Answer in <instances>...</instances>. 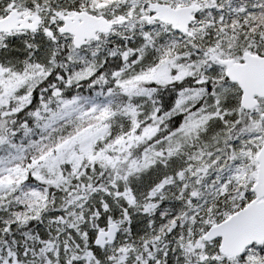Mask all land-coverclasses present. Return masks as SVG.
Masks as SVG:
<instances>
[{
  "label": "snow or ice",
  "instance_id": "obj_1",
  "mask_svg": "<svg viewBox=\"0 0 264 264\" xmlns=\"http://www.w3.org/2000/svg\"><path fill=\"white\" fill-rule=\"evenodd\" d=\"M0 264H264V0H0Z\"/></svg>",
  "mask_w": 264,
  "mask_h": 264
},
{
  "label": "trees",
  "instance_id": "obj_2",
  "mask_svg": "<svg viewBox=\"0 0 264 264\" xmlns=\"http://www.w3.org/2000/svg\"><path fill=\"white\" fill-rule=\"evenodd\" d=\"M164 99L168 103H171L172 102V97L171 96L166 95Z\"/></svg>",
  "mask_w": 264,
  "mask_h": 264
}]
</instances>
